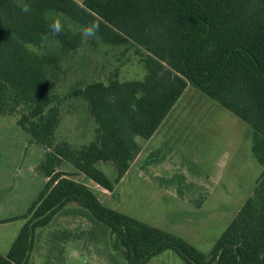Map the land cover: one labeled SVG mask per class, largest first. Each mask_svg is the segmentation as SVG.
I'll return each mask as SVG.
<instances>
[{
  "label": "trees",
  "instance_id": "obj_1",
  "mask_svg": "<svg viewBox=\"0 0 264 264\" xmlns=\"http://www.w3.org/2000/svg\"><path fill=\"white\" fill-rule=\"evenodd\" d=\"M0 0V114L45 148L39 170L46 181L0 264H28L34 232L66 205L86 209L108 227L112 249L128 264H146L173 250L185 264H264V0ZM59 18L64 31L52 35ZM96 21L100 31L87 47L106 45L140 55L142 79L82 81L72 94L94 121L93 140L58 141L61 103L57 93L81 29ZM48 40L41 42V35ZM187 85L198 89L251 128V152L263 170L252 193L208 253L180 236L103 205L77 176L114 190L142 145L160 126ZM70 163L74 171L58 169ZM8 220V219H7ZM7 220H0L5 222Z\"/></svg>",
  "mask_w": 264,
  "mask_h": 264
},
{
  "label": "rangeland",
  "instance_id": "obj_2",
  "mask_svg": "<svg viewBox=\"0 0 264 264\" xmlns=\"http://www.w3.org/2000/svg\"><path fill=\"white\" fill-rule=\"evenodd\" d=\"M75 1L81 4L83 0ZM120 51L102 44L85 46L63 63L57 93L66 98L61 103L58 141L79 145L93 140L94 121L85 102L72 94L79 82L106 81L116 70L122 81L144 77L140 55L133 49L124 54ZM191 91L201 95L193 107L197 111L193 122L186 112L173 118L169 113L162 122L169 127L167 133H157L163 127L161 124L149 139L136 137L142 145V156L112 192L100 188L85 175L76 178L103 205L180 236L208 253L252 193L263 166L250 149V126L191 85H187L183 96ZM204 98L212 103L214 110H200L207 108L206 104L201 105ZM178 103L179 100L174 107ZM17 118V113L0 114V220L25 214L46 181L38 168L45 148L19 127ZM145 154L153 156L143 161ZM58 169L74 171L68 162L61 163ZM154 172L175 176L165 186L163 181L154 179ZM73 208L79 209L78 213ZM22 221L20 218L1 222L0 239L9 227ZM28 262L128 264L112 249L108 227L96 221L86 209L73 204L56 213L50 224L35 230ZM146 264L185 263L168 249Z\"/></svg>",
  "mask_w": 264,
  "mask_h": 264
},
{
  "label": "crops",
  "instance_id": "obj_3",
  "mask_svg": "<svg viewBox=\"0 0 264 264\" xmlns=\"http://www.w3.org/2000/svg\"><path fill=\"white\" fill-rule=\"evenodd\" d=\"M186 88H187V86H186ZM185 88V89H186ZM185 89H184V91H185ZM184 91H183V93H184ZM183 93L181 94V96H183ZM181 96H180V98L178 99L179 100V103H178V105L176 106V107H172L171 108V110L169 111V117L171 116L172 118L174 117V116H176V117H178V115H179V113H183V112H186L187 113V115H189V117H190V119H191V121L193 122V115H196V110L193 108L194 107V104L195 105H197L198 103H196L197 101H199L200 100V94H198V93H196V92H190V93H188L186 96H183L182 98H181ZM202 103H201V105H203V104H206L207 105V108H204V109H200L201 111H206L207 109L208 110H214L215 109V107L214 108H211V106H212V103H209L208 102V100H206L205 98L201 101ZM177 108V109H176ZM167 114V115H168ZM166 115V116H167ZM228 115H225V117H227ZM170 117V118H171ZM166 118V117H165ZM164 118V119H165ZM230 120L232 121V119L230 118ZM164 121V120H163ZM162 121V122H163ZM165 122V121H164ZM198 122H199V120H198ZM162 124V123H161ZM160 124V125H161ZM165 123H163L162 124V129L159 131L158 130V128L160 127H158L157 128V130H158V134H160V135H162L163 133H167L168 131H169V127L168 126H166V124L164 125ZM156 130V131H157ZM155 131V132H156ZM154 132V133H155ZM154 135V134H153ZM250 149H251V146H250ZM141 156H142V153H141V151L137 154V156L135 157V159L132 161V163H131V165H133L134 163L135 164H138V161L140 160V158H141ZM152 156H153V154H150V155H148V154H145L144 155V157H143V161H145V159H146V157H151L152 158ZM130 165V166H131ZM163 165L167 168V164H166V162H163ZM130 168V167H129ZM129 170V169H128ZM128 170L123 174V176L124 175H126L127 174V172H128ZM161 172V171H160ZM158 173V172H154V173H152V174H155L154 176H155V178L154 179H156V180H159V181H163V183L162 184H164L165 186H168L169 184H167L166 182H168L169 183V181L171 180V178L173 179V177L175 176L174 174H171V173H166V174H162V173ZM122 176V177H123ZM122 177H121V179H122ZM71 205V204H70ZM67 206V205H66ZM66 206H64L60 211H62V210H64V208L66 207ZM79 207V206H78ZM73 211H75V212H77L78 213V211H79V209H76V208H73L72 209ZM59 211V212H60ZM67 212V211H66ZM15 217H17V216H15ZM15 217H13V218H9L7 221H5L6 223H8L9 221H11V220H20V218H15ZM22 219V218H21ZM24 219H23V221L22 222H18V224L17 223H14V224H17V226H12V227H9V230L7 231V234L5 235V237L4 238H1L0 239V254H2V255H4V254H6V252L8 251V249H9V247H10V245H11V243L13 242V240L15 239V237H16V235H17V233H18V231H19V229L21 228V226L23 225V223H24ZM4 222V223H5ZM51 222V221H50ZM19 223H22V225L21 224H19ZM50 224V223H49ZM21 225V226H20ZM28 264H29V262H28Z\"/></svg>",
  "mask_w": 264,
  "mask_h": 264
},
{
  "label": "clouds",
  "instance_id": "obj_4",
  "mask_svg": "<svg viewBox=\"0 0 264 264\" xmlns=\"http://www.w3.org/2000/svg\"><path fill=\"white\" fill-rule=\"evenodd\" d=\"M17 6L20 7V11L22 13H29L31 12V4L25 2V0H16ZM49 32L54 36H59L64 31V25L62 24L59 18L52 19L51 22L48 24ZM100 31V25L98 22L93 21L81 29V44L86 46L90 39H94L97 37ZM47 34L41 35V42H46L48 40Z\"/></svg>",
  "mask_w": 264,
  "mask_h": 264
}]
</instances>
